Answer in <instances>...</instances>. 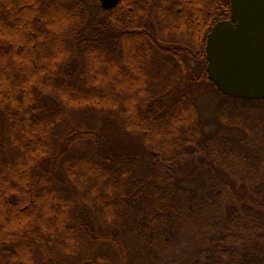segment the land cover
<instances>
[{
  "label": "trees",
  "instance_id": "obj_1",
  "mask_svg": "<svg viewBox=\"0 0 264 264\" xmlns=\"http://www.w3.org/2000/svg\"><path fill=\"white\" fill-rule=\"evenodd\" d=\"M231 14L0 0V264H264V100L207 74Z\"/></svg>",
  "mask_w": 264,
  "mask_h": 264
},
{
  "label": "water",
  "instance_id": "obj_2",
  "mask_svg": "<svg viewBox=\"0 0 264 264\" xmlns=\"http://www.w3.org/2000/svg\"><path fill=\"white\" fill-rule=\"evenodd\" d=\"M103 9L122 0H99ZM231 18L207 38V74L225 96L264 100V0H228Z\"/></svg>",
  "mask_w": 264,
  "mask_h": 264
},
{
  "label": "rangeland",
  "instance_id": "obj_3",
  "mask_svg": "<svg viewBox=\"0 0 264 264\" xmlns=\"http://www.w3.org/2000/svg\"><path fill=\"white\" fill-rule=\"evenodd\" d=\"M222 99L218 95L217 92L205 95L201 101V108L203 111V117L205 119L206 125H208L210 128H214L217 126V112L219 105L221 104ZM260 180L264 184V170L260 175ZM192 249V242L188 240L183 246V249L180 250V252L177 255V260H182L186 258V256L190 253Z\"/></svg>",
  "mask_w": 264,
  "mask_h": 264
}]
</instances>
